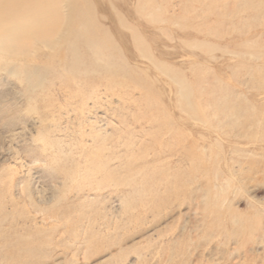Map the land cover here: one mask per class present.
<instances>
[{
    "label": "rangeland",
    "instance_id": "374dc122",
    "mask_svg": "<svg viewBox=\"0 0 264 264\" xmlns=\"http://www.w3.org/2000/svg\"><path fill=\"white\" fill-rule=\"evenodd\" d=\"M52 2L0 54V264H264V0Z\"/></svg>",
    "mask_w": 264,
    "mask_h": 264
},
{
    "label": "bare ground",
    "instance_id": "6f19581e",
    "mask_svg": "<svg viewBox=\"0 0 264 264\" xmlns=\"http://www.w3.org/2000/svg\"><path fill=\"white\" fill-rule=\"evenodd\" d=\"M57 5L52 0H0V54L17 58L28 55L33 43L46 48L61 45Z\"/></svg>",
    "mask_w": 264,
    "mask_h": 264
}]
</instances>
